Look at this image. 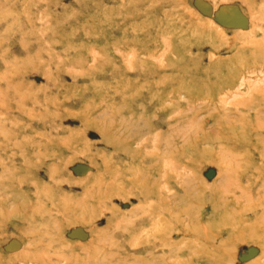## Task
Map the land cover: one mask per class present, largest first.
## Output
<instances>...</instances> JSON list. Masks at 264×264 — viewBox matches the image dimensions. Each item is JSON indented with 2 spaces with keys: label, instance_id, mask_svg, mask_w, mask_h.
<instances>
[{
  "label": "rangeland",
  "instance_id": "374dc122",
  "mask_svg": "<svg viewBox=\"0 0 264 264\" xmlns=\"http://www.w3.org/2000/svg\"><path fill=\"white\" fill-rule=\"evenodd\" d=\"M0 264H264V0H0Z\"/></svg>",
  "mask_w": 264,
  "mask_h": 264
}]
</instances>
